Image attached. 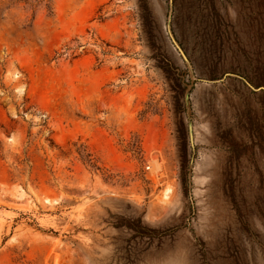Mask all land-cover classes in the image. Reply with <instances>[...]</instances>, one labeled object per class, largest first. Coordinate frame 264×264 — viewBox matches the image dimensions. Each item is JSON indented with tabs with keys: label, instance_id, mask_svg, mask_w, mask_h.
I'll list each match as a JSON object with an SVG mask.
<instances>
[{
	"label": "rangeland",
	"instance_id": "1",
	"mask_svg": "<svg viewBox=\"0 0 264 264\" xmlns=\"http://www.w3.org/2000/svg\"><path fill=\"white\" fill-rule=\"evenodd\" d=\"M0 264H264V0H0Z\"/></svg>",
	"mask_w": 264,
	"mask_h": 264
},
{
	"label": "water",
	"instance_id": "2",
	"mask_svg": "<svg viewBox=\"0 0 264 264\" xmlns=\"http://www.w3.org/2000/svg\"><path fill=\"white\" fill-rule=\"evenodd\" d=\"M176 44V43H175ZM176 46H177V48L179 49V51L181 52V55L183 56V58H184V60L187 62V64H188V60H187V58L185 57V55H184V53H183V51L179 48V46L176 44ZM212 81V80H211ZM186 102H187V93H186ZM188 132H189V138H190V141H192V132H191V123H190V121H189V123H188Z\"/></svg>",
	"mask_w": 264,
	"mask_h": 264
}]
</instances>
